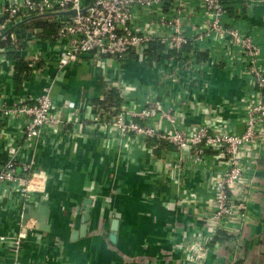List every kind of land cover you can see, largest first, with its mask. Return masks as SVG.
Instances as JSON below:
<instances>
[{
	"label": "built area",
	"instance_id": "2783aa9c",
	"mask_svg": "<svg viewBox=\"0 0 264 264\" xmlns=\"http://www.w3.org/2000/svg\"><path fill=\"white\" fill-rule=\"evenodd\" d=\"M83 4L84 0L6 2L0 4V28L31 15L80 9ZM94 4L95 8L75 18L45 21L56 25L54 39L45 41L27 27L13 32L4 41L10 44L0 46V76L5 75L2 64L8 59L14 72L17 61L11 54H16L21 45L30 49L31 44L40 41L46 44V53L36 50L20 57L32 71H45L51 62L58 72L85 66L93 81L100 79L103 83L96 103L91 98L86 103L67 101L72 105L64 111L55 103L51 87L38 94L20 96L13 102L0 94V121L20 123L23 140L18 145L16 134H10L13 143L5 149V159L0 161V214L5 201H14L18 207L34 205L35 195L46 192L48 174L35 167L36 142L44 131L59 134L67 125L80 130L89 125L91 130L102 127L108 139L126 141V146L150 140L167 143L177 152L174 168L169 167L177 171L170 174L174 180L185 172L186 164L202 162L205 152L211 151L222 167L214 179L215 196L209 205L206 232L197 241L204 253L202 261L197 260L196 252L189 247L184 250L185 254L193 252L192 258L186 255V262L202 264L215 238L220 233L237 234L247 217L243 199L249 186L247 172L253 171L256 163L247 150L255 143L259 147L264 143V62L259 39L252 27L235 24L234 17L240 9L234 11V16L232 9L240 4L239 0H94ZM22 30L29 31L25 38ZM202 53L208 54L211 67L225 70L235 79L250 80L248 101L234 108L243 123L242 132L227 126L223 106L209 114L203 111L208 107L203 101H184L174 87L170 90H174L176 98L161 100L162 78L168 76L172 86L179 85L173 77L176 75L181 81L182 75L190 72L187 66H193ZM131 60L144 67L158 68L159 78L149 85H127L123 71ZM240 65L243 78L233 71L234 66ZM114 70L118 72L115 78ZM110 90L117 93V98L108 101ZM135 91L141 94L136 95ZM188 109L197 112L200 109L209 118L188 126L183 122ZM19 223L20 229L14 234L1 232L0 226V252L7 251L12 264H21L23 244L37 232L34 220L27 222L26 232L22 222Z\"/></svg>",
	"mask_w": 264,
	"mask_h": 264
},
{
	"label": "crops",
	"instance_id": "0c3cea01",
	"mask_svg": "<svg viewBox=\"0 0 264 264\" xmlns=\"http://www.w3.org/2000/svg\"><path fill=\"white\" fill-rule=\"evenodd\" d=\"M12 1L17 0H0V4ZM239 2L232 9L233 16L240 9L234 17L235 24L254 29L264 62V1ZM30 30L33 34L40 33ZM28 32L22 30V37L25 38ZM20 47L16 54H11L16 61L36 50H48L46 44L40 41L31 44L30 49ZM138 62L131 60L124 66L127 85H149L159 78L158 68L144 67ZM208 62V54L202 53L197 62L190 65V72L182 75L184 78L179 85L162 84L161 100L176 98L174 90H170L174 87L184 101H203L208 106L203 111L209 114L212 109L223 106L222 115L227 126L242 132L243 123L234 108L242 101H248L250 80L240 74L241 65L233 67L236 75L243 78L239 80L225 70L211 67ZM2 68L5 75L0 76V94L7 95L9 101L38 94L51 87L53 99L61 111L72 105L67 101L86 103L91 98L96 103L103 84L100 79L93 81L85 66L69 67L58 72L51 62L45 71H32L20 83L15 81V70L13 72L9 59L2 64ZM116 74L118 76L117 70H114L112 77L115 78ZM112 91L107 92L108 101L117 98V93ZM135 92L136 95L141 94ZM198 111L185 110L183 122L196 126L209 118L203 116L200 109ZM6 122L0 121V161L5 159V149L13 143L10 134H16V144L23 143L20 123ZM125 142L118 138L108 139L102 127L91 130L89 125L82 130L67 125L59 134L42 133L36 142L35 167L46 171L49 179L46 192L35 195L34 202L47 207L52 229L47 236L36 232L24 242L21 264L193 262L184 261L193 255V252L185 254L184 250L197 243L206 232L208 209L215 196L214 179L222 167L220 160L216 159L214 152L206 151L202 162L186 164L185 172L174 180L170 174H177V171L169 170V167L174 168L177 159L174 146L156 140L128 146ZM258 144H253L252 148L249 146L247 150L256 161L253 171L247 172L249 186L243 197L247 217L237 234L222 233L215 238L213 249L202 264H264V143L260 147ZM89 197L94 203L87 235L73 241V233L79 231L82 225L84 201ZM24 207H18L14 201H5L0 214L1 232L14 234L19 231ZM115 219L119 220V227L116 244H113L110 235ZM0 264H12L7 251L0 252Z\"/></svg>",
	"mask_w": 264,
	"mask_h": 264
},
{
	"label": "water",
	"instance_id": "95a60500",
	"mask_svg": "<svg viewBox=\"0 0 264 264\" xmlns=\"http://www.w3.org/2000/svg\"><path fill=\"white\" fill-rule=\"evenodd\" d=\"M95 8L94 0H84V4L80 9H72L69 11H62V12H54V13H43V14H37V15H31L28 17H25L23 19L15 21L13 24H11L7 28H0V44L4 42L13 32L24 28L29 27L34 24H38L39 22H45L50 19H60V18H75L79 14L86 13L89 9ZM187 68H190V66H187ZM173 80H175V83H179V78L175 75L173 77ZM171 81V78L168 76H165L162 78L161 85ZM172 82V81H171ZM93 199L90 197L85 199L84 201V214L82 216V225L79 229V231H75L72 235V240H79L80 238H85L87 235L88 230V222L91 217V210L93 206ZM49 212L45 205L43 204H34V205H26L24 207L23 212V219L22 223L24 226V231L26 232L25 226L28 221L31 219L35 221V229L38 233H41L43 236H47L51 233V224L49 220ZM119 227V220L115 219L112 223L111 228V235H110V241L113 244H116L117 241V231ZM189 248L196 252L197 254V260L199 262L202 261V258L204 256L203 250L200 248V246L195 243L193 246H189Z\"/></svg>",
	"mask_w": 264,
	"mask_h": 264
},
{
	"label": "trees",
	"instance_id": "16d2710c",
	"mask_svg": "<svg viewBox=\"0 0 264 264\" xmlns=\"http://www.w3.org/2000/svg\"><path fill=\"white\" fill-rule=\"evenodd\" d=\"M30 29L37 30L38 34L42 39H54L56 36V25L51 23L39 22L38 24L33 25ZM42 31V32H41ZM10 44V42H4L0 46L5 47L6 45ZM32 69L29 67L28 62H25L21 59H17L16 69H15V81L19 82L22 81V78L29 77L31 74ZM110 92V91H109ZM113 92V91H111ZM222 234V233H220ZM218 238V237H216ZM215 241L212 243V245Z\"/></svg>",
	"mask_w": 264,
	"mask_h": 264
},
{
	"label": "rangeland",
	"instance_id": "374dc122",
	"mask_svg": "<svg viewBox=\"0 0 264 264\" xmlns=\"http://www.w3.org/2000/svg\"><path fill=\"white\" fill-rule=\"evenodd\" d=\"M212 249H213V248H212ZM175 251L177 252V250H176V249H175ZM213 251H214V250H213ZM184 261H185V260H184ZM190 262H191V261H190ZM191 263H195V262H191ZM191 263H190V264H191Z\"/></svg>",
	"mask_w": 264,
	"mask_h": 264
}]
</instances>
